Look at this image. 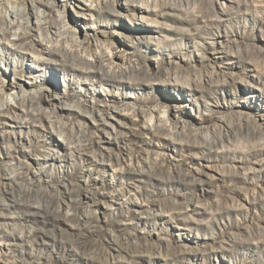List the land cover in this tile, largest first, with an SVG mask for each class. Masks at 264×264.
Wrapping results in <instances>:
<instances>
[{"label": "rangeland", "instance_id": "374dc122", "mask_svg": "<svg viewBox=\"0 0 264 264\" xmlns=\"http://www.w3.org/2000/svg\"><path fill=\"white\" fill-rule=\"evenodd\" d=\"M32 1L0 0V264H264V0Z\"/></svg>", "mask_w": 264, "mask_h": 264}, {"label": "bare ground", "instance_id": "6f19581e", "mask_svg": "<svg viewBox=\"0 0 264 264\" xmlns=\"http://www.w3.org/2000/svg\"><path fill=\"white\" fill-rule=\"evenodd\" d=\"M33 2V6H35L34 4L35 3H44V0H33L32 1ZM108 3V2H107ZM119 5H121V8H120V10H128V8L132 5L131 4V2H130V0H121V3L119 4ZM107 8L111 11V12H118V10L114 7V6H107ZM22 8L20 7L19 8V6L17 7V6H15V5H13V6H11L10 8H9V10H8V14L6 15V20L5 21H7L9 24H15L17 21H18V15H20L21 16V14H22V10H21ZM120 17H122V16H120ZM22 22V21H21ZM130 23H132V21H129ZM20 25V24H19ZM140 31V30H139ZM61 34V33H60ZM46 49H47V52H49V53H52V54H56L57 56H58V58H59V60L60 61H53V60H49V61H47V64H61L62 63V61L64 62V61H66V57L64 56V54H61V53H59V52H56L55 50H53V47H51V46H46ZM73 58H75V56H73ZM57 60V59H56ZM79 61V60H78ZM72 62H74L73 64H75L76 66H78V64L73 60ZM81 62V61H80ZM90 67V71H96V72H99V73H101V69L102 68H98V69H92L91 68V66H89ZM152 88V87H151ZM9 102H12L11 100H8ZM8 102V103H9ZM159 124V123H158ZM173 127V126H172ZM179 129H180V131H185V129L188 127L187 126V124H183V125H180V126H177ZM176 127V128H177ZM151 128H155V127H151ZM174 129V128H173ZM178 131V130H177ZM186 132V131H185ZM184 136V135H183ZM170 140H172L173 141V139L171 138V136L170 137H168ZM178 142V141H177ZM173 143V142H172Z\"/></svg>", "mask_w": 264, "mask_h": 264}]
</instances>
